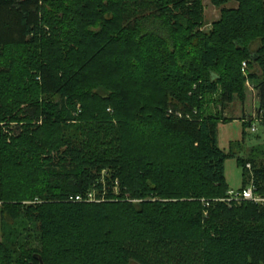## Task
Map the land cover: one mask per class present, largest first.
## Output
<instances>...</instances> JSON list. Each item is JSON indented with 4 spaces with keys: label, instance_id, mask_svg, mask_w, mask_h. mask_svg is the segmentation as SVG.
I'll return each instance as SVG.
<instances>
[{
    "label": "trees",
    "instance_id": "obj_1",
    "mask_svg": "<svg viewBox=\"0 0 264 264\" xmlns=\"http://www.w3.org/2000/svg\"><path fill=\"white\" fill-rule=\"evenodd\" d=\"M212 3L0 0V264H264V208L222 201L264 166L219 145L247 82L264 109V0Z\"/></svg>",
    "mask_w": 264,
    "mask_h": 264
},
{
    "label": "rangeland",
    "instance_id": "obj_2",
    "mask_svg": "<svg viewBox=\"0 0 264 264\" xmlns=\"http://www.w3.org/2000/svg\"><path fill=\"white\" fill-rule=\"evenodd\" d=\"M203 6H204V28L203 30L205 32H208L211 30L212 25L216 22H218L222 16L221 14V8H217L213 5L212 0H202ZM228 8L230 7H237V4H229L226 6ZM247 91H246V97L243 99L237 98L234 104L230 107V112L228 113V116L224 117L232 118L233 121L228 122L227 124H220L219 126V145L220 147L226 152L229 151V143L234 141H240L242 140V131H243V123L242 119H246V123H250L251 127L246 128V138L241 143V147L238 150L239 156L248 158L251 155H256L257 162L259 165L264 166V126H262V122L259 123L257 121V117L259 115V109L256 108V93L254 91L255 87L253 84L247 82ZM251 99V102L247 106L246 102L247 99ZM57 98H55L56 100ZM258 106H260L259 103H257ZM252 106V108H251ZM82 105L78 106V112L82 110ZM216 108L215 106H210V111H214ZM247 109V110H246ZM261 109V108H260ZM246 110V111H245ZM242 117V118H241ZM26 122H22L21 124H17L16 122L8 123V124H2V125H10L11 128L14 129V132H10L9 129L6 130L7 133H9V139L8 141L11 142L17 135L21 133V126L25 125ZM21 125V126H18ZM9 127V126H4ZM255 127L256 131H252V129ZM17 134V135H16ZM225 174L227 183L229 185V188L231 190H240L243 185V170L242 167L238 165V162L236 158L228 159L225 164ZM120 186L118 181H116V185L114 188V195L119 196L121 194L120 192ZM95 201H99L98 193H93ZM93 198V197H92ZM103 200V199H102ZM40 202H44V200H39V203L37 201H22V202H14V204H22L23 206H31L35 204H40ZM133 202H137L136 200ZM1 204L0 202V243L3 242V224L1 220ZM29 226V225H28ZM27 226V227H28ZM30 229H32L30 233V237L33 242L29 244V248L31 247H38L39 246V238L40 233L38 230V227L34 224L30 225ZM23 243H28L27 240L21 241Z\"/></svg>",
    "mask_w": 264,
    "mask_h": 264
},
{
    "label": "built area",
    "instance_id": "obj_3",
    "mask_svg": "<svg viewBox=\"0 0 264 264\" xmlns=\"http://www.w3.org/2000/svg\"><path fill=\"white\" fill-rule=\"evenodd\" d=\"M247 66V63L243 64L244 72H246ZM257 121L259 123H264V109H260ZM252 131H256L255 127L252 129ZM247 169L250 173V176L247 177V185L242 187L240 190H230L228 193V198L222 201L235 204L252 203L260 206L261 208H264V195H262L258 191V187L255 183L254 170L252 165L248 164ZM76 201L95 202V199L93 193H90L88 199H84L83 197L78 196L76 197Z\"/></svg>",
    "mask_w": 264,
    "mask_h": 264
},
{
    "label": "crops",
    "instance_id": "obj_4",
    "mask_svg": "<svg viewBox=\"0 0 264 264\" xmlns=\"http://www.w3.org/2000/svg\"><path fill=\"white\" fill-rule=\"evenodd\" d=\"M254 91L257 92L256 89H254ZM255 101H256V106H257L256 108H258V109L260 110V108H262V107H261L262 105H261V103H260V99H259V97H258V93H256V99H255ZM250 102H251V99L248 98V99H247V102H246V103H247L246 105L248 106ZM257 103H259L260 106H258ZM233 104H234V103H233ZM231 105H232V104H231ZM231 105H230V106L227 108V110L225 111V116H228V115H229L228 113L230 112L229 110H230ZM251 108H252V106H251ZM246 110H247V109H246ZM246 110H245V111H246ZM241 118H242V117H241ZM244 122H246V119H245V118L242 119V123H243V124H244ZM219 126H220V125H219ZM262 126H264L263 123H262ZM234 142H241V143H243V131H242V140H240V141H234ZM234 142H233V141L230 142V143H229V147H230V144H231V143H234ZM224 150H225V149H224Z\"/></svg>",
    "mask_w": 264,
    "mask_h": 264
},
{
    "label": "water",
    "instance_id": "obj_5",
    "mask_svg": "<svg viewBox=\"0 0 264 264\" xmlns=\"http://www.w3.org/2000/svg\"><path fill=\"white\" fill-rule=\"evenodd\" d=\"M40 264H44L43 260L39 258Z\"/></svg>",
    "mask_w": 264,
    "mask_h": 264
}]
</instances>
